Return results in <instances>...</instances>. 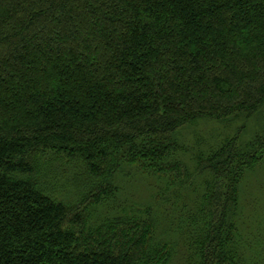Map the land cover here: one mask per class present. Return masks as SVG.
<instances>
[{"label":"trees","instance_id":"obj_1","mask_svg":"<svg viewBox=\"0 0 264 264\" xmlns=\"http://www.w3.org/2000/svg\"><path fill=\"white\" fill-rule=\"evenodd\" d=\"M263 112L264 0H0V264H248Z\"/></svg>","mask_w":264,"mask_h":264},{"label":"rangeland","instance_id":"obj_2","mask_svg":"<svg viewBox=\"0 0 264 264\" xmlns=\"http://www.w3.org/2000/svg\"><path fill=\"white\" fill-rule=\"evenodd\" d=\"M264 112L262 115L252 117L251 120H237L229 125L217 122H206L200 125L198 135L204 139V143L219 144L226 137H233L237 134L241 126L247 125L244 133L241 134L243 142L250 141L264 126ZM192 133H186L185 138H193ZM264 152V147L262 148ZM240 179V208L234 212V216L239 229V234L243 236L245 255L248 264H264V160L256 165L252 170L244 173ZM133 181V183H132ZM125 181L127 185V198H134L135 201H148L147 186L143 181ZM165 210L172 214V205L165 204ZM165 213L167 214V212ZM238 234V232H237ZM211 248V245L207 249Z\"/></svg>","mask_w":264,"mask_h":264}]
</instances>
